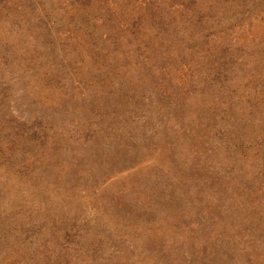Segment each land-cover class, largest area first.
<instances>
[{"label": "rangeland", "instance_id": "rangeland-1", "mask_svg": "<svg viewBox=\"0 0 264 264\" xmlns=\"http://www.w3.org/2000/svg\"><path fill=\"white\" fill-rule=\"evenodd\" d=\"M0 264H264V0H0Z\"/></svg>", "mask_w": 264, "mask_h": 264}]
</instances>
